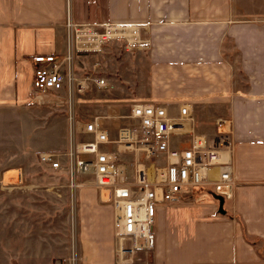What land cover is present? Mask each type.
Returning a JSON list of instances; mask_svg holds the SVG:
<instances>
[{"label":"crops","instance_id":"0c3cea01","mask_svg":"<svg viewBox=\"0 0 264 264\" xmlns=\"http://www.w3.org/2000/svg\"><path fill=\"white\" fill-rule=\"evenodd\" d=\"M68 12L141 26L142 44L118 61L101 102L111 127L135 102L189 104L198 132L232 148L235 186L218 193L226 213L215 189L160 206L150 264H264V0H0V105L27 101L33 56L65 51ZM2 205L11 225L12 193Z\"/></svg>","mask_w":264,"mask_h":264},{"label":"built area","instance_id":"2783aa9c","mask_svg":"<svg viewBox=\"0 0 264 264\" xmlns=\"http://www.w3.org/2000/svg\"><path fill=\"white\" fill-rule=\"evenodd\" d=\"M140 27L134 23H79L68 12L65 51L32 58V91L64 102L70 120L71 141L65 160L43 153L41 161L53 170L67 172L73 200L84 184L83 177L109 193L117 256L109 264L151 263L160 206L175 204L203 189H215L218 194L220 188L229 192L235 186L231 146L225 139L216 141L198 132L189 104L180 105L175 112L163 104L135 102L126 117L129 122L119 127L114 139L101 116L74 123L78 98L93 86L109 85L100 75L98 55L112 41L124 42L129 50L138 48L142 44ZM74 134L90 138L77 142ZM107 145L115 148L110 150ZM127 155H134L135 161L128 164ZM67 262L94 264L79 256L75 243Z\"/></svg>","mask_w":264,"mask_h":264},{"label":"rangeland","instance_id":"374dc122","mask_svg":"<svg viewBox=\"0 0 264 264\" xmlns=\"http://www.w3.org/2000/svg\"><path fill=\"white\" fill-rule=\"evenodd\" d=\"M132 51L122 41L107 43L98 55L100 75L110 83L117 82L118 61L131 57ZM108 53L111 59L106 57ZM31 84L29 80L26 102L0 105V194H13V207L8 211L11 225L6 222L4 205L0 206V264H68L73 243L83 259L90 256L102 263L112 256L115 261L116 243L110 228L115 214L109 193L83 177L80 180L84 184L73 200L67 172L52 170L41 161V154L47 152L65 160L71 141L68 106L53 95L36 94ZM113 90V86H93L82 94L74 108V123L80 125L101 116V102L113 95ZM120 119L113 128L107 116L100 118L110 129L111 139L129 122ZM88 138L74 134L77 142ZM125 160L133 163L134 155H127ZM10 237L12 244L6 242ZM94 243L97 249L89 255L86 246Z\"/></svg>","mask_w":264,"mask_h":264},{"label":"water","instance_id":"95a60500","mask_svg":"<svg viewBox=\"0 0 264 264\" xmlns=\"http://www.w3.org/2000/svg\"><path fill=\"white\" fill-rule=\"evenodd\" d=\"M213 196L219 201V212L221 214H225L226 211L224 209V201H225L224 196L217 193H214Z\"/></svg>","mask_w":264,"mask_h":264},{"label":"bare ground","instance_id":"6f19581e","mask_svg":"<svg viewBox=\"0 0 264 264\" xmlns=\"http://www.w3.org/2000/svg\"><path fill=\"white\" fill-rule=\"evenodd\" d=\"M10 172V171H9Z\"/></svg>","mask_w":264,"mask_h":264}]
</instances>
